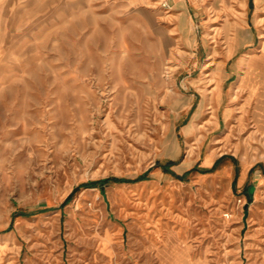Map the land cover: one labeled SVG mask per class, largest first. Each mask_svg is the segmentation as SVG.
<instances>
[{
  "label": "rangeland",
  "instance_id": "1",
  "mask_svg": "<svg viewBox=\"0 0 264 264\" xmlns=\"http://www.w3.org/2000/svg\"><path fill=\"white\" fill-rule=\"evenodd\" d=\"M0 264H264V0H0Z\"/></svg>",
  "mask_w": 264,
  "mask_h": 264
},
{
  "label": "crops",
  "instance_id": "2",
  "mask_svg": "<svg viewBox=\"0 0 264 264\" xmlns=\"http://www.w3.org/2000/svg\"><path fill=\"white\" fill-rule=\"evenodd\" d=\"M192 159H193V157H189V158L186 157V158L184 159V164H185V165L189 164V163L191 162ZM210 161H211V156L208 154L207 158H206V156L204 157V162H205V163H210ZM255 173L258 174L257 171H255L254 174H255ZM247 175H248V169H247V170L244 169V170L241 172V174H240V182H241V183H244V181H245ZM259 175H260V174H259ZM225 176H226V170H225V169L219 170V171L216 172L215 175H214V177H217V178L219 177L221 180L224 179ZM261 176H262V175H261ZM204 182H205V179L202 178V183H204ZM222 187H223V184L221 183L220 188L222 189ZM223 188H224V187H223Z\"/></svg>",
  "mask_w": 264,
  "mask_h": 264
},
{
  "label": "trees",
  "instance_id": "3",
  "mask_svg": "<svg viewBox=\"0 0 264 264\" xmlns=\"http://www.w3.org/2000/svg\"><path fill=\"white\" fill-rule=\"evenodd\" d=\"M175 162H173V161H169L163 168L166 170V169H168V167L170 166V165H172V164H174ZM144 176H140L139 178H143ZM138 178V179H139ZM76 191V188H74L72 191H71V193L66 197V199L64 200V203L67 201V200H69L71 197H72V195H73V193Z\"/></svg>",
  "mask_w": 264,
  "mask_h": 264
},
{
  "label": "water",
  "instance_id": "4",
  "mask_svg": "<svg viewBox=\"0 0 264 264\" xmlns=\"http://www.w3.org/2000/svg\"><path fill=\"white\" fill-rule=\"evenodd\" d=\"M253 190H254V185H250L248 189L249 194H252Z\"/></svg>",
  "mask_w": 264,
  "mask_h": 264
},
{
  "label": "bare ground",
  "instance_id": "5",
  "mask_svg": "<svg viewBox=\"0 0 264 264\" xmlns=\"http://www.w3.org/2000/svg\"><path fill=\"white\" fill-rule=\"evenodd\" d=\"M190 157H193L192 155Z\"/></svg>",
  "mask_w": 264,
  "mask_h": 264
}]
</instances>
